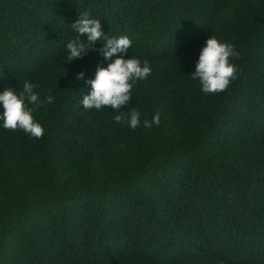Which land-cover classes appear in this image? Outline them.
<instances>
[{"label": "trees", "instance_id": "16d2710c", "mask_svg": "<svg viewBox=\"0 0 264 264\" xmlns=\"http://www.w3.org/2000/svg\"><path fill=\"white\" fill-rule=\"evenodd\" d=\"M85 11L128 52L105 59L101 40L69 62ZM212 35L238 78L206 94L193 73ZM119 56L151 74L118 112L85 109ZM25 82L45 133L0 119V264H264V0H0V92ZM133 108L135 130L115 123Z\"/></svg>", "mask_w": 264, "mask_h": 264}, {"label": "clouds", "instance_id": "9594fccd", "mask_svg": "<svg viewBox=\"0 0 264 264\" xmlns=\"http://www.w3.org/2000/svg\"><path fill=\"white\" fill-rule=\"evenodd\" d=\"M78 34L76 39L67 43L69 52L68 61L74 58H82L89 49L103 40V47L100 52L105 59H111L117 53H127L132 47V41L127 36L109 38L102 31L100 20L89 18L87 11L79 13V19L71 26ZM87 37V40L81 37ZM234 45L221 43L214 35L206 40L202 48L193 78H198L204 93H218L225 91L232 80L238 78L237 67L229 62L230 57H237ZM151 67L145 60L143 65L137 58L124 59L117 57L107 67H98L95 78L88 80L91 91L83 96L82 105L85 109L111 106L114 111H119L127 105L132 97L131 90L137 80L146 79L151 74ZM84 74L78 73L77 79H82ZM131 81V82H130ZM35 84L25 82L23 90L17 94L14 88L6 87L0 92V103L3 105V127L5 129H22L31 136L42 138L45 129L40 123L35 122L32 116L33 109L27 104L40 107L39 95L33 91ZM47 103L53 102L49 94L46 97ZM27 102V103H26ZM117 124L127 122L128 126L135 130L141 123L140 112L135 108L129 113H120L114 116ZM153 124L159 126L160 113L157 111L152 121L145 119L143 126L151 128Z\"/></svg>", "mask_w": 264, "mask_h": 264}]
</instances>
